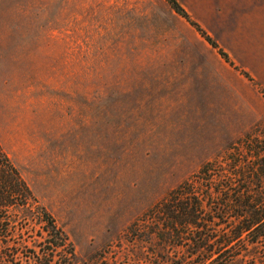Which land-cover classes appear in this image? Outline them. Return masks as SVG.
<instances>
[{
    "label": "rangeland",
    "instance_id": "1",
    "mask_svg": "<svg viewBox=\"0 0 264 264\" xmlns=\"http://www.w3.org/2000/svg\"><path fill=\"white\" fill-rule=\"evenodd\" d=\"M258 142L264 0H0V146L78 259L177 264L129 227ZM212 206L208 246L235 227Z\"/></svg>",
    "mask_w": 264,
    "mask_h": 264
},
{
    "label": "trees",
    "instance_id": "2",
    "mask_svg": "<svg viewBox=\"0 0 264 264\" xmlns=\"http://www.w3.org/2000/svg\"><path fill=\"white\" fill-rule=\"evenodd\" d=\"M258 143V154L242 155L234 164L228 158L225 171L213 170L216 165L213 162L202 165L197 182H185L172 190L128 230L137 234L140 241L156 240L164 248L183 249L177 264L190 256L195 257L193 264H205L209 260L210 264H254V259L257 264H264V159L260 157L264 147ZM225 173L242 186L233 188L237 185L231 184V178L222 176ZM211 205L224 219L230 215L228 212L236 213L228 217L234 230L216 237V246H208L215 238L200 226V221L208 222L203 210ZM147 219H151L150 223ZM29 232L33 233L30 242L25 237ZM233 242L236 246H230ZM0 264H89L76 257L64 231L37 205L1 146Z\"/></svg>",
    "mask_w": 264,
    "mask_h": 264
}]
</instances>
